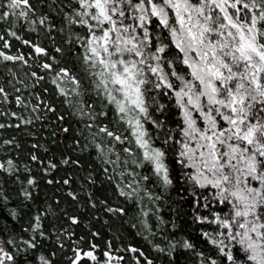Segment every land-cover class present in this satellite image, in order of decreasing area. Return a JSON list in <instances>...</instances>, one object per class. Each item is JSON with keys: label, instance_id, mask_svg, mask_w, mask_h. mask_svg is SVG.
<instances>
[{"label": "snow or ice", "instance_id": "6c2138e0", "mask_svg": "<svg viewBox=\"0 0 264 264\" xmlns=\"http://www.w3.org/2000/svg\"><path fill=\"white\" fill-rule=\"evenodd\" d=\"M0 264H264V0H0Z\"/></svg>", "mask_w": 264, "mask_h": 264}]
</instances>
